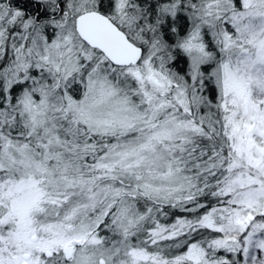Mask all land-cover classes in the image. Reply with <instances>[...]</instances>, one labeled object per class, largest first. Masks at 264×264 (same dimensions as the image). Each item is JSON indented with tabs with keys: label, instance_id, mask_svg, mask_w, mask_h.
Instances as JSON below:
<instances>
[{
	"label": "snow or ice",
	"instance_id": "snow-or-ice-1",
	"mask_svg": "<svg viewBox=\"0 0 264 264\" xmlns=\"http://www.w3.org/2000/svg\"><path fill=\"white\" fill-rule=\"evenodd\" d=\"M0 264H264V0H0Z\"/></svg>",
	"mask_w": 264,
	"mask_h": 264
}]
</instances>
